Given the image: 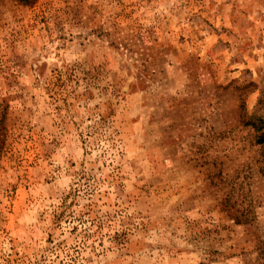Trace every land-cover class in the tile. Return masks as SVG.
<instances>
[{"label": "rangeland", "instance_id": "rangeland-1", "mask_svg": "<svg viewBox=\"0 0 264 264\" xmlns=\"http://www.w3.org/2000/svg\"><path fill=\"white\" fill-rule=\"evenodd\" d=\"M264 0H0V264H264Z\"/></svg>", "mask_w": 264, "mask_h": 264}, {"label": "trees", "instance_id": "trees-1", "mask_svg": "<svg viewBox=\"0 0 264 264\" xmlns=\"http://www.w3.org/2000/svg\"><path fill=\"white\" fill-rule=\"evenodd\" d=\"M262 129H264V128H262ZM261 139H264V132L261 135ZM259 141H260L259 143H263L264 142V140H259Z\"/></svg>", "mask_w": 264, "mask_h": 264}]
</instances>
